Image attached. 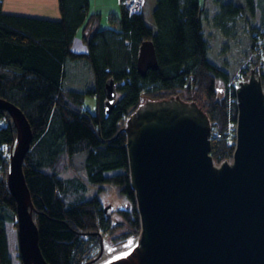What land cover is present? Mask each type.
<instances>
[{"label":"trees","instance_id":"1","mask_svg":"<svg viewBox=\"0 0 264 264\" xmlns=\"http://www.w3.org/2000/svg\"><path fill=\"white\" fill-rule=\"evenodd\" d=\"M154 1L152 24L145 21L143 10L129 14L122 4L116 26L101 27L97 14L88 13V0H57L58 19L6 13L0 0V97L16 104L30 123L32 140L22 170L33 204L38 245L50 264H83L103 236L120 244L139 235L124 126L140 103V93L153 99L176 93L193 99L206 112L211 131L220 133L211 137L213 161L231 159L234 141L226 130L237 116L235 89L229 85L234 75L208 56L205 0ZM258 1H215V26L227 30L228 21L238 14L248 11L254 15L255 2L263 24L264 4ZM81 26L85 52L72 49ZM258 26L252 24L248 30L250 54ZM144 40L152 41L157 67L140 75L137 54ZM79 59L91 68L92 84L83 89L64 88V64ZM260 76L263 79V73ZM109 79L116 100L104 115ZM85 95L94 97L93 111L83 105ZM0 120L4 122L0 123V264H11L5 223L16 225V214L6 175L7 152L16 129L2 109ZM80 153L85 154V180L61 176L68 161ZM87 185L96 188L90 197L84 196ZM107 188L115 189L123 202L105 211L98 192Z\"/></svg>","mask_w":264,"mask_h":264},{"label":"water","instance_id":"2","mask_svg":"<svg viewBox=\"0 0 264 264\" xmlns=\"http://www.w3.org/2000/svg\"><path fill=\"white\" fill-rule=\"evenodd\" d=\"M157 67L151 40L141 42L137 70ZM251 68L236 87V134L230 160L215 165L211 124L193 99L176 93L148 98L127 117L124 131L128 177L140 233L134 244L98 264H264V71ZM107 115L116 100L105 84ZM16 136L6 184L15 199L21 264H50L38 245V229L22 162L32 130L23 111L0 97ZM112 205L104 206V210ZM101 250L103 248L100 240Z\"/></svg>","mask_w":264,"mask_h":264},{"label":"rangeland","instance_id":"3","mask_svg":"<svg viewBox=\"0 0 264 264\" xmlns=\"http://www.w3.org/2000/svg\"><path fill=\"white\" fill-rule=\"evenodd\" d=\"M217 0H205L204 7L206 9V17L203 21L204 33L207 37L209 44L208 56L217 64L224 66L230 74H240V81L248 79L251 68L255 70L256 76L264 71V58L258 56H252L249 52V36L248 31L252 24L260 25L262 23V11L257 12L256 15H250L248 11L238 14L235 19L228 21V29H221L215 26L213 22L214 12L218 9ZM224 1V0H221ZM235 2H243V0H234ZM260 4H264V0H259ZM258 1V3H259ZM202 2V0H201ZM154 0H144L142 7L143 16L148 24L153 23L151 15V6L154 4ZM120 13V9H119ZM107 23V22H105ZM103 23L102 27L106 26ZM108 24V23H107ZM256 61L254 65L252 61ZM243 71V72H241ZM87 84V83H86ZM88 85H77L85 88ZM64 88H70V85L63 84ZM182 98V97H181ZM183 99V98H182ZM185 100V99H184ZM83 105L89 110L93 111L94 97L85 95ZM129 117V116H128ZM127 119V118H126ZM84 153L73 155L71 160L68 161V167L61 172L63 177L77 176L84 181L85 174L83 169V157ZM230 160V159H229ZM215 165L216 163L214 161ZM96 192V188L92 186L86 187L84 190V196L90 197ZM103 206L112 205V207H118L122 204L123 198L119 197L116 190L113 188L102 189L98 192ZM110 209V208H109ZM116 217V216H115ZM8 251L11 259V264H21L18 249L17 227L14 225V221H7L5 223ZM138 236H129L120 244H112L108 241L107 236H103L101 239L103 248L101 250L100 242L94 245L91 250L90 258L86 259L83 264H98L99 262L112 257L116 253L125 250L131 246L138 239Z\"/></svg>","mask_w":264,"mask_h":264},{"label":"crops","instance_id":"4","mask_svg":"<svg viewBox=\"0 0 264 264\" xmlns=\"http://www.w3.org/2000/svg\"><path fill=\"white\" fill-rule=\"evenodd\" d=\"M88 2V13L97 14L99 26L102 27L103 23L105 22L108 23L104 24L106 26H116V21L120 16L119 9L121 11L122 7L121 0H88ZM153 6L154 4H152L151 8H153ZM2 9L6 13L28 17L47 19L59 18L57 0H2ZM257 12H260L261 14V9L255 2V15ZM255 26H257V24ZM82 35L83 30L81 26L76 31L75 37L73 39L72 49L74 51H86V44ZM92 82V71L85 60L79 59L67 61L64 64V74L62 79L63 84L70 85V88L83 89L81 86L77 85H88L92 84Z\"/></svg>","mask_w":264,"mask_h":264},{"label":"built area","instance_id":"5","mask_svg":"<svg viewBox=\"0 0 264 264\" xmlns=\"http://www.w3.org/2000/svg\"><path fill=\"white\" fill-rule=\"evenodd\" d=\"M124 8L129 14L139 13L142 10L144 0H121ZM257 35L255 39L254 44V50L252 52V56H258L260 58H264V23L259 25L257 30ZM229 85L234 87L236 90V87L240 85V74H236L233 76V78L229 81ZM1 124H4L3 120H0ZM227 136L235 141V134H236V122L235 123H229L227 130H226ZM220 136L219 132H212L210 134V137L212 136ZM1 148L3 146L1 145ZM8 156L10 152H7Z\"/></svg>","mask_w":264,"mask_h":264},{"label":"flooded vegetation","instance_id":"6","mask_svg":"<svg viewBox=\"0 0 264 264\" xmlns=\"http://www.w3.org/2000/svg\"><path fill=\"white\" fill-rule=\"evenodd\" d=\"M112 209H114V207H112Z\"/></svg>","mask_w":264,"mask_h":264}]
</instances>
